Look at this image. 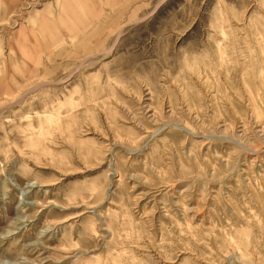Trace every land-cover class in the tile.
<instances>
[{"label":"rangeland","instance_id":"1","mask_svg":"<svg viewBox=\"0 0 264 264\" xmlns=\"http://www.w3.org/2000/svg\"><path fill=\"white\" fill-rule=\"evenodd\" d=\"M0 264H264V0H0Z\"/></svg>","mask_w":264,"mask_h":264}]
</instances>
